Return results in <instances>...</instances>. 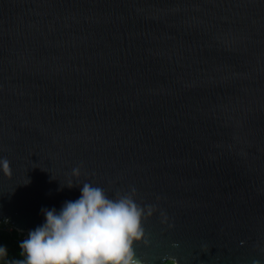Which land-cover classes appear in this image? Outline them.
Masks as SVG:
<instances>
[{"label":"water","instance_id":"1","mask_svg":"<svg viewBox=\"0 0 264 264\" xmlns=\"http://www.w3.org/2000/svg\"><path fill=\"white\" fill-rule=\"evenodd\" d=\"M3 158L19 234L87 182L141 264H264V0H0Z\"/></svg>","mask_w":264,"mask_h":264},{"label":"clouds","instance_id":"2","mask_svg":"<svg viewBox=\"0 0 264 264\" xmlns=\"http://www.w3.org/2000/svg\"><path fill=\"white\" fill-rule=\"evenodd\" d=\"M0 171L10 175L6 158ZM78 174L79 169H74ZM69 188L73 185H67ZM129 193L109 197L102 187L83 183L80 196L65 201L60 210L42 208L44 223L18 242L19 258L7 259L0 244V261L6 264H141L134 243L144 237L142 219L153 206L136 203ZM167 264H174L169 260ZM256 264V262H254Z\"/></svg>","mask_w":264,"mask_h":264},{"label":"trees","instance_id":"3","mask_svg":"<svg viewBox=\"0 0 264 264\" xmlns=\"http://www.w3.org/2000/svg\"><path fill=\"white\" fill-rule=\"evenodd\" d=\"M24 238H26L24 234L17 233L10 227L8 223L4 222L3 220L0 221V244L7 246V259L19 258L18 242ZM0 264H6V261H0Z\"/></svg>","mask_w":264,"mask_h":264},{"label":"built area","instance_id":"4","mask_svg":"<svg viewBox=\"0 0 264 264\" xmlns=\"http://www.w3.org/2000/svg\"><path fill=\"white\" fill-rule=\"evenodd\" d=\"M4 222L8 223L6 219H2ZM1 221V220H0ZM167 264V263H166ZM175 264V263H174Z\"/></svg>","mask_w":264,"mask_h":264}]
</instances>
